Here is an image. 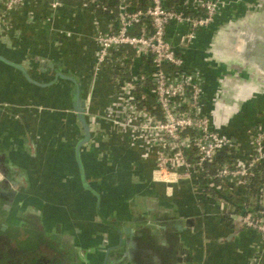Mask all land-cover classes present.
Returning a JSON list of instances; mask_svg holds the SVG:
<instances>
[{"label": "crops", "instance_id": "obj_1", "mask_svg": "<svg viewBox=\"0 0 264 264\" xmlns=\"http://www.w3.org/2000/svg\"><path fill=\"white\" fill-rule=\"evenodd\" d=\"M182 1L169 0V3L177 5ZM224 1L214 22L198 32L185 56L197 67L203 80L206 109L209 114L211 108L220 112L223 127L229 126L236 116L244 118V127L256 121L264 123V76L237 55V50L264 31V9L260 8L264 0ZM2 2L0 54L15 50L19 53L16 61L30 73L42 58L62 64L68 72L87 81L86 92H91L96 107L104 109L116 89L110 66L114 60L97 76L94 69V35L110 24L105 9L89 0H61L58 8H52L50 0H24L1 17ZM112 12L115 14V10ZM176 30H170L174 36L182 31ZM7 57L15 60L13 56ZM0 66L13 69L2 61ZM38 73L46 74L41 70ZM5 75L0 73V78ZM48 88L51 87H40L42 91ZM217 88L221 92L214 102L213 92ZM14 89L10 80L0 82V159L9 166V177L17 182V202L13 205L17 218L11 216L16 219L12 225L18 240L23 238L22 229L31 234L21 241L32 237L34 221L21 212L30 203L36 206L35 213L44 223L57 224L61 237L74 247L90 248L99 240H106L100 251L90 248L69 264H102L106 249V264H254L253 256L260 246L255 231L234 226L235 219L218 212L210 199L193 193L188 185L175 187L168 195L161 185L151 182V163L141 160L137 151L132 156L123 147L116 151L118 161L110 151L107 154L96 151L88 156V162L97 166L104 164L101 160L108 163L113 159L110 163L116 170L94 173L87 168L86 184L98 193L96 197L79 178L73 153L74 138L78 137L74 126L71 134H65L63 120H58L57 115L64 112V107L55 105L44 113L45 117L29 119L24 117L27 110L17 106L15 97L10 96ZM97 96L103 102L98 103ZM40 106H27L28 112L42 114ZM225 110L231 112L230 117L224 114ZM91 124V140L83 146L85 150L95 148L97 139L102 143L106 138L101 136L100 123ZM126 192H130L139 209L137 219L130 215L136 206L130 210L124 202ZM142 207L144 211L140 210ZM112 210L116 211L113 213L116 220L109 216ZM177 219L184 227L173 230ZM122 226L130 227L132 233H120ZM117 248L122 249V254L109 260L108 253ZM39 255L64 261L58 250L52 249L49 253H29L25 258L27 264L30 257Z\"/></svg>", "mask_w": 264, "mask_h": 264}, {"label": "built area", "instance_id": "obj_2", "mask_svg": "<svg viewBox=\"0 0 264 264\" xmlns=\"http://www.w3.org/2000/svg\"><path fill=\"white\" fill-rule=\"evenodd\" d=\"M23 1L3 0L1 17ZM89 1L105 9L103 0ZM224 4V0H183L177 5L169 0H149L144 7L126 11L124 1L120 13L119 0L117 14L107 12L108 27L94 35L95 76L114 60L110 66L115 93L104 109L91 108L96 101L88 91L86 103L96 119L92 123L104 121L110 131L123 134V142L135 148L141 160L151 163V181L168 195L175 187L188 185L193 193L210 199L218 212L255 231L260 246L253 261L264 264V190L258 198L262 209L253 207L242 214L211 192L224 186L233 194L245 193L252 166L264 162V123L256 121L245 126L241 136H231L223 123L213 122L199 70L185 56L198 32L211 26ZM60 5L61 0H50L52 8ZM171 28L182 31L174 36ZM183 38L185 44H181ZM137 51L142 55L137 78L152 92L149 105L157 108V113L139 106L149 93L131 80Z\"/></svg>", "mask_w": 264, "mask_h": 264}, {"label": "trees", "instance_id": "obj_3", "mask_svg": "<svg viewBox=\"0 0 264 264\" xmlns=\"http://www.w3.org/2000/svg\"><path fill=\"white\" fill-rule=\"evenodd\" d=\"M124 1H125L126 11H133L137 8L144 7L149 2V0H124ZM103 2L105 4L106 12L115 10V13L117 14L119 0H103ZM6 53L7 52L4 51L5 56H7ZM13 58L15 59V61L17 60L15 57ZM59 66L60 65L58 63L47 61L45 58H42L36 64V68L38 70H41L44 73H49V74H53L55 70L59 68ZM12 68L16 70V72H18L19 75L21 76L19 70L15 69L14 67ZM30 74L33 75L32 73ZM59 80H63V79H59ZM79 80H80V85H81L80 90H81L82 95L84 96L86 94L87 81L83 77H79ZM33 87H36V86H33ZM136 87L137 89H139L138 86ZM37 88H40V87H37ZM151 99H152V96L147 94V99L140 100L139 106L143 107L149 112L157 113L158 109L153 108L152 106L149 105V103L151 102ZM67 105H66V108H68ZM91 108L96 109V105L95 104L92 105ZM62 114L64 115V112ZM74 120L76 119L74 118ZM105 124L107 125V123ZM105 124L104 123L102 124L104 129L106 128ZM244 124H245L244 118L240 116L239 117L236 116L234 120L229 124V126L224 128V130L226 133L230 134L231 136H236V135L241 136L243 134ZM75 131L76 130H74V134H76ZM107 132L109 133V143L107 144V146L111 144V146H113L112 150H115V151H118V150L121 151V149L123 150V147H126V149H128L129 152L132 153V156L134 155V153L136 152L135 148H132L127 143L123 142L125 141L123 134L117 133L115 130H111V132L110 131H107ZM97 141L101 147L105 146V144L101 143L100 140L97 139ZM120 141H122L123 143H121ZM89 151L91 152V154L98 151L97 145L95 146V148H91ZM80 156H81L83 166L88 167L85 164L86 162H84L83 160L84 156H86V151L84 148H81ZM263 190H264V162H261V163H256L252 166L251 174L249 175L248 181L246 182V191L244 194H238V193L233 194L227 189H225L224 186H223V189L219 191L212 190L211 192H212V195L215 197L222 196L227 202H229L233 206V209L236 211V213L242 214V213H245L248 209H251L253 207H256L257 210L262 209V206L258 204V198ZM35 210H36V206L30 203H28L25 208L21 209V212L27 219H32L34 221V226H33V229L31 230L32 237L28 241H25L24 250L27 254L25 255L22 254L24 258H27V255L29 253H35V254L39 252L49 253L52 249H57L59 257L63 259L65 262L70 263V261L76 262L78 258L81 257L82 254H85L87 250H89L90 248H95L100 251L102 247L105 246L106 240L104 239L99 240L96 246L90 247V248L72 246L70 242H68L67 240L61 237L60 235L61 233L58 230L59 228L57 227V224H53L50 226L44 223L41 216L35 213ZM113 213H116V211L112 210L109 216L110 218H112V220H116V216ZM262 214H264V211ZM233 225L240 227V222L238 221V219L234 221ZM25 233L27 235L31 234V232L27 230ZM107 241H108V237H107ZM8 243L14 249L19 248L18 246L15 245L12 237L9 238ZM121 254H122L121 248L113 249L112 251L108 253V259L110 260L112 259V257L118 258L120 257Z\"/></svg>", "mask_w": 264, "mask_h": 264}, {"label": "water", "instance_id": "obj_4", "mask_svg": "<svg viewBox=\"0 0 264 264\" xmlns=\"http://www.w3.org/2000/svg\"><path fill=\"white\" fill-rule=\"evenodd\" d=\"M123 5H124V0H120V13L123 12ZM249 39V38H248ZM186 40L185 38H183L181 40V44H185ZM237 55L239 56L238 58H240L241 60L247 62L249 64L250 67H252L255 71H257L258 74L264 76V31H262V33H260L259 36L254 37L253 40L250 39L249 42H247V44L245 45V47H242V49L240 48L239 50H237ZM141 52L137 51L136 55L134 56L133 60H132V65L130 68V75H131V80L134 84H139V87L142 88L143 91L149 93L150 95H152V92L143 84L139 83V79L137 78V72L139 69V65L141 63ZM33 57V56H32ZM0 61L10 65L11 67H14L15 69L19 70L21 76L27 81V83L31 86H36V87H44V86H49L54 84L56 81H58L59 79H63L68 81L71 84L70 90H69V104L67 105V107L70 109L71 111V116L74 117L76 119V121L78 122L80 129H81V134L79 131H77V125L74 126V128L76 129V134L78 135V137H75V144H74V157L77 163V169H78V173H79V178L81 180V182L84 184V186H87L86 184V175H87V168L88 167H84L82 160H81V156H80V150L81 148H84V144L87 143L89 141V139H91L90 135H91V130H90V125L92 122H96L95 117L93 116V114L90 112L91 108L87 106L86 103V94L83 96L81 93V85H80V80L78 78V76L73 73V72H68L63 66L62 64H59V68H57L55 70V72L52 75L49 74H45L46 77H49L48 81H38L35 76L31 75L29 70H27L21 63L10 59L7 56H4L3 54H0ZM34 71H38L35 67H33ZM101 125L105 122L104 121H100L99 122ZM105 129L107 131H110L108 129V126L105 124ZM111 132V131H110ZM93 137V136H92ZM123 143V142H121ZM85 149V148H84ZM8 182L11 183V185H13L14 187L17 186V182L10 178L9 176L6 177ZM152 183H154L153 181H151ZM92 192H94L95 196L98 197V193L96 191H94L93 189H91L89 186H87ZM4 190H0V194L1 192H3ZM7 195L6 198V204L5 207L9 208L10 206V200L12 199V197L15 194L14 190H10V191H4ZM186 222L188 224L191 223L190 219H187ZM175 226L177 227V229H182L184 226L181 225L180 219H177L175 221ZM123 231H129V233H132V230L130 227H125L122 226L121 231L119 230V232H123ZM72 240V239H71ZM74 242V244L77 245L75 240H72ZM128 244H130L128 242ZM120 242L116 244V246H119ZM106 249V253H107ZM106 253L104 255V260L102 264H106L105 259H106ZM29 264H69L65 261L62 262H58L57 259L54 256H51L50 258H47L44 255H39L37 257L32 256L29 258Z\"/></svg>", "mask_w": 264, "mask_h": 264}, {"label": "rangeland", "instance_id": "obj_5", "mask_svg": "<svg viewBox=\"0 0 264 264\" xmlns=\"http://www.w3.org/2000/svg\"><path fill=\"white\" fill-rule=\"evenodd\" d=\"M11 51H7V55L9 56H18L19 53ZM11 53V54H10ZM35 76V78L38 81H48L49 77L41 76L38 71H34L33 69L30 70ZM0 73H6V75L2 78H0V82L3 81V79L10 80V83L15 84V89L10 91L11 94L10 96L15 97L14 102L17 106H21L24 110H27L26 115L24 117L29 116V119H39L41 116L45 117L44 113L47 111H50L49 108L54 107L55 105L59 107H64V115L62 113H59L58 120L61 119L63 120L64 126H65V134L68 132V135L71 134V126H75L77 123L74 120V118L71 116V111L67 112L68 109H66V105L69 104V90L71 87V84L67 81L64 80H58L54 84H52L51 88H48L47 91H42L43 89L37 88V87H31L27 81L19 75L16 70L13 69H8L6 67L0 66ZM43 88V87H42ZM42 91V92H41ZM13 93V94H12ZM13 97V99H14ZM97 102L101 103L103 100L99 99V96H97ZM41 103V104H40ZM36 105H41L39 111H41L42 114L40 113H35L34 112H28L29 109L27 106H36ZM45 105L47 106V110L45 108ZM31 109V108H30ZM49 109V110H48ZM38 111V112H39ZM54 111H51V113ZM50 113V112H49ZM29 114V115H28ZM62 114V115H60ZM63 116V117H62ZM50 119V118H49ZM51 120V119H50ZM60 121V120H59ZM75 130V129H74ZM81 134V131H80ZM75 144V138H74V143ZM105 144H108L106 142ZM69 150H72V147H68ZM87 151V150H85ZM19 200V199H18ZM17 202V200H16ZM141 211H144L143 207L140 208ZM14 213V212H13ZM16 213V212H15ZM15 215V214H13ZM12 215V216H13ZM12 216H9L7 214H3L0 216V223H4L6 226L4 229H0V264H26L25 263V258L20 255V253H15L14 251L11 250V247L2 239V236L4 235L6 238H13V241L16 246H21L25 241H21V239H24L26 237V233L22 229V237L21 239L18 240L15 236V227H13L12 222L15 221L17 218L15 215V218ZM132 218V216H131ZM134 221V219H132ZM22 249V248H19ZM18 251V250H17ZM19 252V251H18ZM24 253V252H23Z\"/></svg>", "mask_w": 264, "mask_h": 264}, {"label": "flooded vegetation", "instance_id": "obj_6", "mask_svg": "<svg viewBox=\"0 0 264 264\" xmlns=\"http://www.w3.org/2000/svg\"><path fill=\"white\" fill-rule=\"evenodd\" d=\"M260 8H262V9H264V1H263V4H262V6L260 7ZM220 74H222V76L224 77V75H223V73H220ZM220 92H221V88H217V92L215 93V91L213 92V98H212V100L215 102V101H217V97L219 98V94H220ZM224 114L225 115H227L228 117H230V114H231V112L229 111V110H225L224 111ZM210 117H211V119H212V121L213 122H215V123H218L219 125H221L222 124V122L220 121V119H222L221 118V115H220V112H218V111H216V109L215 108H211L210 109ZM229 119V118H228ZM234 119V118H233ZM233 120H231V122H232ZM230 122V123H231ZM91 126H92V124L90 125V130H91ZM103 130V129H102ZM105 130V129H104ZM102 131L101 132V136L103 137V138H105V140H103L104 142H102V143H106V142H108L109 143V133L108 132H106V131ZM90 137H91V135H90ZM90 140L91 139H89V141L87 142V143H85V144H88L89 142H90ZM101 141V140H100ZM84 144V145H85ZM96 145H97V147H98V151L99 152H105L106 154H107V152H111L112 154H110L112 157H114V159L116 160V161H118L119 160V157H117L119 154L118 153H116V151L115 150H112V148H113V146H111V144L110 145H108L107 146V144H105V146L104 147H101L100 146V144L98 143V141H96ZM95 145V146H96ZM90 150V149H89ZM89 150H87L86 151V156H84V162H86L85 164L88 166V169H90L91 170V172H97V171H101L102 169H104L105 170V172L107 171H109V172H112V170L113 171H116L115 170V168H113V166H112V162H113V159H112V162L110 163V162H108V163H106L105 161V159L104 160H101V162H104V164H100V166H99V168H98V166H97V164H95V163H91V162H88L89 160H88V156H90L91 155V152L89 151ZM114 154V155H113ZM117 155V156H116ZM0 161H1V163H0V190L2 189V190H4V191H10V190H14L15 191V194H14V196L12 197V199L10 200V207L9 208H6L5 207V204L7 203L6 202V198L5 197H7V195H6V193L3 191V192H1V194H0V216L1 215H3V214H7V215H9V216H11V215H13V212H14V206H15V204H16V197L18 196V194H17V192H16V190H15V188L16 187H14L13 185H11V183L10 182H8V180H7V176H9L10 175V170H9V166H7V164L5 163V161H4V159L2 158V159H0ZM103 171V170H102ZM91 188V187H90ZM91 189H93V188H91ZM94 190V189H93ZM93 194H94V192H93ZM124 202H125V204L129 207V209L131 210L132 208V206H134L135 205V203H134V201H132V197H131V195H130V192H126L125 193V200H124ZM14 205V206H13ZM136 206V205H135ZM135 209V212H133V211H131V216L134 218V219H137L139 216H138V214H137V212L136 211H138L139 209H138V207L136 206V208H134ZM121 212L123 213L124 212V209H122L121 210ZM121 213V214H122ZM14 214H15V212H14ZM5 224L4 223H0V229L2 230V229H4L5 228ZM173 228V230L174 229H176V226H172ZM146 230H149V229H144L143 231H146ZM128 232V234H129V231H127ZM2 239L10 246V244L8 243L9 242V238H6L4 235L2 236ZM144 242V243H143ZM142 243L143 244H146V245H148V243L147 242H145V241H142ZM11 247V246H10ZM19 248H22V249H19ZM18 249H14V248H12L11 247V250L12 251H14L15 253H20V255H25V254H27L26 252H25V250H24V248H25V244H22L20 247H19ZM19 252H18V251ZM21 251H22V253H21ZM24 252V253H23ZM27 260V259H26ZM25 263L27 264V262L25 261Z\"/></svg>", "mask_w": 264, "mask_h": 264}]
</instances>
